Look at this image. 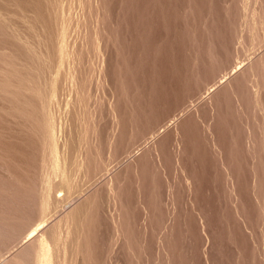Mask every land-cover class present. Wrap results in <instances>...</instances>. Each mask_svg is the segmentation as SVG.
<instances>
[{
    "label": "rangeland",
    "instance_id": "1",
    "mask_svg": "<svg viewBox=\"0 0 264 264\" xmlns=\"http://www.w3.org/2000/svg\"><path fill=\"white\" fill-rule=\"evenodd\" d=\"M0 264H264V0H0Z\"/></svg>",
    "mask_w": 264,
    "mask_h": 264
}]
</instances>
